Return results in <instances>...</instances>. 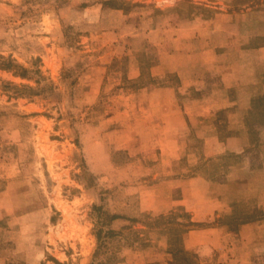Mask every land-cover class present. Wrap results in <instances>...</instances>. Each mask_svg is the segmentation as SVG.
Wrapping results in <instances>:
<instances>
[{"label": "rangeland", "instance_id": "rangeland-1", "mask_svg": "<svg viewBox=\"0 0 264 264\" xmlns=\"http://www.w3.org/2000/svg\"><path fill=\"white\" fill-rule=\"evenodd\" d=\"M130 1L138 4L124 11L102 0H0V60L30 70L20 77L0 68V264H200L203 256L185 248L186 232L180 235L189 212L178 205L154 213L143 208L141 193L157 196L153 184L172 175L225 179V166L237 156L188 169L203 139L187 123L176 140L179 158L165 161L161 145L169 139L159 134L170 125L145 100L161 96L155 87L179 80L157 74L164 46L152 30L191 9ZM194 95L176 89L173 97L184 102ZM180 193L172 190L171 199ZM98 207L137 221L101 226ZM241 220L198 222L232 227ZM100 226L102 236L132 227L97 240ZM169 245L193 254L172 256Z\"/></svg>", "mask_w": 264, "mask_h": 264}, {"label": "crops", "instance_id": "crops-1", "mask_svg": "<svg viewBox=\"0 0 264 264\" xmlns=\"http://www.w3.org/2000/svg\"><path fill=\"white\" fill-rule=\"evenodd\" d=\"M145 1L164 10L191 9L186 18L171 16L173 22L168 19L152 30L164 46L157 74L173 73L179 80L175 86L155 87L161 96L145 100L159 121L170 125L159 134L169 139L161 145L165 161L179 158L176 140L187 123L197 127L203 139L188 169L224 155L237 158L225 166V179L203 173L172 175L153 184L157 196L148 199L142 191L141 204L154 213L179 205L197 222L240 218L232 227L211 223L190 229L183 237L185 248L203 256L200 264H264V99H259L264 95V0H244L241 5L234 4L238 0H184V5L183 0ZM210 8L215 9L211 16L204 12ZM139 74L140 67L132 76ZM176 89L195 95L178 102ZM252 147L256 156L249 152ZM176 188L181 193L171 199ZM251 188L255 192L249 193Z\"/></svg>", "mask_w": 264, "mask_h": 264}, {"label": "trees", "instance_id": "trees-1", "mask_svg": "<svg viewBox=\"0 0 264 264\" xmlns=\"http://www.w3.org/2000/svg\"><path fill=\"white\" fill-rule=\"evenodd\" d=\"M102 3L105 4V5H107V6H109V7H112V8H120V9H123L124 11L130 10L131 7H133V6H135V5L138 4L137 2L130 1V0H102ZM0 68L1 69H5V70H10L15 75H18L20 77H28V74L30 72V70L28 68H26V67L18 64L12 58H4V57H1V60H0ZM24 87H25V89L33 90L31 87H27V86H24ZM263 99L264 98L261 97V102L260 103H262V100ZM196 173H200V172H196ZM96 209L100 210L101 211V215H103V219H102L101 226L103 225V223H108V222H111V221H113L115 219H119V218L128 220V221H130L132 223L137 221V220L133 219L132 217H126L124 215H120V214H117V213H112L110 215L107 212L103 211V209L100 208V207H98ZM182 216L186 218V222L182 225L183 227L180 230L181 231L180 232V235H182L184 232H187L189 229H191V228H193L195 226L203 225L202 223L192 221L190 219L189 214L186 213V212H184L182 214ZM101 226L99 228V231H97V233H96L97 240H101L102 238H105L106 236H109V235L118 234L121 231H123L124 229H127V228L132 227V226H130V227L129 226L128 227L127 226H123L118 231H116L114 229H108L106 231H103L104 232V235L102 236L101 235V233H102V227ZM98 246L100 247V245H98ZM168 250H169V252H170V254L172 256L175 255L176 253H181V254H191L192 253L191 251H188V250L180 251V250H178L173 245H169ZM185 264H197V263L195 261H191L190 260V261H186Z\"/></svg>", "mask_w": 264, "mask_h": 264}]
</instances>
